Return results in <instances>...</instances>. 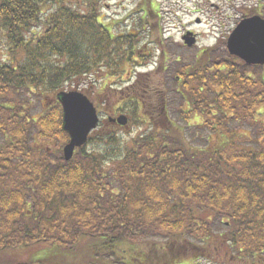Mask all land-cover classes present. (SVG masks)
Segmentation results:
<instances>
[{
    "label": "trees",
    "instance_id": "obj_1",
    "mask_svg": "<svg viewBox=\"0 0 264 264\" xmlns=\"http://www.w3.org/2000/svg\"><path fill=\"white\" fill-rule=\"evenodd\" d=\"M106 1L0 0V264H184L216 251V234L221 262L264 264V65L204 51L178 71V113L193 134L167 119L156 91L150 133L117 155L114 136L95 134L64 161L54 95L143 59L136 36L99 23ZM140 10L160 42L157 4ZM157 234L165 243L148 252L132 243Z\"/></svg>",
    "mask_w": 264,
    "mask_h": 264
},
{
    "label": "rangeland",
    "instance_id": "obj_2",
    "mask_svg": "<svg viewBox=\"0 0 264 264\" xmlns=\"http://www.w3.org/2000/svg\"><path fill=\"white\" fill-rule=\"evenodd\" d=\"M145 0H109L102 6L101 19L106 24H114L113 33H119L127 35L133 34L134 43L138 47H144L143 56L147 57L146 60L140 61L143 68L139 69L135 67L138 63H132L127 68L126 74L120 75H99L94 80L89 81L88 85L83 86H68L65 88L67 91L77 90L86 95L90 101L97 108L100 118V127L92 134H109L115 137L116 147L111 152L117 155L139 134H148L153 130L155 126H158L160 119H149L148 115L134 102L130 101L126 89L133 91L130 86L135 81L137 75H144L146 72H154L155 64L158 61V55L161 51L168 53L169 57L167 62L164 63V69L154 72L146 81L148 86H142L138 84L136 92L143 94V88H148L158 91H163V94L167 95L168 107L166 108L165 115L174 126L182 128V134H193L192 130L188 131L186 127L187 122H183L182 117L179 116L178 107L180 104V97L175 92L176 85L174 83V75L182 65L191 63L197 52L205 48L214 47L220 50H225V41L237 24L243 19L238 9L262 6L264 7V0H154L159 9L160 21H159V33L161 34L162 46L155 40L156 37L149 33L146 28L142 30L139 18L141 16V8ZM261 8H257L259 10ZM264 18V9L260 10L257 14ZM199 21V23H197ZM153 22H155L153 20ZM162 30V32H161ZM185 30H193L197 34L198 43L191 49L182 47L180 44L181 37ZM158 32V31H157ZM158 33V34H159ZM160 61V59H159ZM171 62V64H170ZM168 67V68H166ZM129 76V77H128ZM145 77H141L140 81L144 82ZM64 91V90H63ZM135 91V90H134ZM152 91V92H154ZM153 94V93H152ZM150 96V95H149ZM147 96V99L148 97ZM141 97V96H140ZM150 104H157L156 97L149 99ZM150 109V108H149ZM41 110V105H34V111L37 113ZM150 110H148L149 112ZM261 114V112L259 111ZM119 114L126 115L128 117V128H119L117 126H105L103 123L109 117H116ZM262 116V115H261ZM264 121V120H263ZM261 120V122L263 123ZM166 124V123H165ZM188 126V124H187ZM250 126H241L239 134H249L248 130ZM194 131V130H193ZM237 132V134H238ZM198 131L196 134H199ZM98 136V135H97ZM97 142L88 147L89 150L102 149V144L96 145ZM61 148V147H60ZM209 215L206 216V218ZM210 219V218H209ZM213 221V220H212ZM215 222V221H214ZM218 224V223H217ZM218 232L224 233V228L220 224L217 226ZM220 234V233H219ZM155 235L149 239L136 238L133 240V244L138 245L141 251L148 252L150 244L165 243V239ZM220 235L216 234L214 237H210L207 241L212 245L215 244L216 251L212 254L208 251H204L197 256H185L184 264H243L241 261H236L229 255L225 256V263L221 262V253L218 249ZM166 238V237H165ZM221 240V238L219 239ZM198 246L201 243L193 241ZM147 243H150L149 245ZM218 249V253H217ZM126 250V249H125ZM159 252V251H158ZM137 262L134 264L146 263L141 258H136ZM78 261V260H75ZM96 264H113L108 259L96 260ZM153 264H159V260L153 261Z\"/></svg>",
    "mask_w": 264,
    "mask_h": 264
},
{
    "label": "water",
    "instance_id": "obj_3",
    "mask_svg": "<svg viewBox=\"0 0 264 264\" xmlns=\"http://www.w3.org/2000/svg\"><path fill=\"white\" fill-rule=\"evenodd\" d=\"M190 35L187 33L183 37L188 47L195 41ZM227 49L230 55L247 65H264V20L258 16L242 20L229 36ZM57 100L62 107V129L69 137L62 152L64 160L69 161L74 151L87 142L88 135L98 124V117L93 104L80 93L61 92L57 95ZM115 121L124 126L127 119L120 116Z\"/></svg>",
    "mask_w": 264,
    "mask_h": 264
},
{
    "label": "flooded vegetation",
    "instance_id": "obj_4",
    "mask_svg": "<svg viewBox=\"0 0 264 264\" xmlns=\"http://www.w3.org/2000/svg\"><path fill=\"white\" fill-rule=\"evenodd\" d=\"M193 35H195L196 37H198L197 34H196L195 32H193ZM202 51H204V50H202ZM202 51H201V52H202ZM160 57H168V53L165 52V51H162V52L160 53Z\"/></svg>",
    "mask_w": 264,
    "mask_h": 264
}]
</instances>
